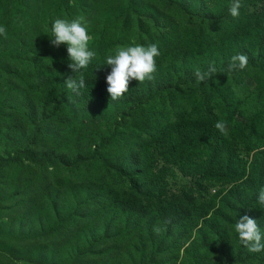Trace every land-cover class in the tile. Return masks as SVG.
Masks as SVG:
<instances>
[{
    "label": "trees",
    "instance_id": "16d2710c",
    "mask_svg": "<svg viewBox=\"0 0 264 264\" xmlns=\"http://www.w3.org/2000/svg\"><path fill=\"white\" fill-rule=\"evenodd\" d=\"M125 1L128 11L121 13L117 22L127 17L136 20L143 33L138 34L134 43H156L160 55L155 58L152 80H131L128 91L113 101L106 83L111 69L103 64L109 51L125 45V39L106 43L105 37H98L95 32L89 34V48L97 56L81 70L85 87L74 93L64 84L68 76H79L67 66V45L55 47L50 43L51 23L61 18L62 2L69 0H48L47 5H37L36 18L41 19V27L30 25L31 0H0V26L7 29L6 38L0 36V205L6 197L4 179L9 168L23 162L44 165L50 158L34 157L26 145L6 153L3 144L7 137L2 124L11 97L23 94L32 100L28 111L40 110L36 120L42 123L57 116L78 95L87 99L95 112L108 102L110 108L121 112L118 129L129 130L134 137L133 148L123 151L117 161H110L104 154L112 146L115 134L105 139L91 156L80 155L65 161L62 168L50 158L54 171L44 169L47 175L40 176V185L47 190L50 186L46 181L53 185L51 175L64 173V177L57 179L65 186L60 185L47 210L56 213L66 199L73 210L63 220L55 216L46 231L37 232L42 226L16 229L0 223V264H86L92 257H109L107 261L120 264H155L159 253L167 247L175 248L181 237L192 240L193 246H199V242L205 246L211 236H218L220 245L229 244L231 239L239 241L234 225L241 215L256 220L264 230V205L256 199L264 186V0H242L240 15L235 18L229 14L231 0H196L201 8L195 9L188 0L170 2L184 13L185 26L170 33L148 31L143 15L137 11L139 0ZM238 53L247 55L248 65L228 73L230 58ZM166 58L195 70L206 71L209 65L217 69L209 80L199 84L194 75L176 83V89L195 85L199 95L192 100L183 99L181 106L174 104L172 117L161 116L152 107L175 86L166 74ZM242 78L255 81L260 89L256 94L260 105L248 116L244 113L249 111L254 96H243L245 87L239 84ZM230 83L234 85L228 87ZM239 116L243 122L237 121ZM218 120L227 123L226 135L214 127ZM34 128L38 131V125ZM97 161L102 168L93 172L91 164ZM63 191L74 198H64ZM22 201L29 206V202ZM99 210L110 213L112 219L92 234L90 242L72 246L66 257H60L58 247L51 253L55 239L63 243L72 237L67 227L89 225ZM117 214L122 215L123 227L115 226ZM99 217L103 218L101 214ZM75 221L79 223L71 224ZM147 223L151 227L140 232ZM157 227L159 233H150ZM162 233L164 239L158 236ZM70 255H75L74 259ZM237 261L239 253L226 260L227 264Z\"/></svg>",
    "mask_w": 264,
    "mask_h": 264
},
{
    "label": "rangeland",
    "instance_id": "374dc122",
    "mask_svg": "<svg viewBox=\"0 0 264 264\" xmlns=\"http://www.w3.org/2000/svg\"><path fill=\"white\" fill-rule=\"evenodd\" d=\"M30 1V0H29ZM179 0H139L137 2V11L143 15L144 27H148V31L153 33L158 30L161 32L170 33L176 29L183 30L185 28L183 24L184 13L170 4V2H178ZM193 3L195 7L201 6L196 0H188ZM48 0H31L28 2V12L30 25L42 26L41 19H37L36 8L37 5H47ZM61 5V18L73 19L78 16L83 17L87 22L88 34L95 32L98 37H105V41L113 40L116 38L125 39V45L131 46L138 34L143 33L140 24L133 18H120L121 13L128 11L129 4L125 0H69V2H62ZM208 4V3H207ZM56 8H52L53 12ZM41 12L42 9L40 8ZM44 18V17H43ZM154 23L157 25L154 26ZM170 57V56H169ZM168 58V57H167ZM168 63H165L167 67V75L170 76L169 83L174 84L172 91L163 94V99L158 100L152 107L158 111L161 116L172 117L175 111L174 104L183 105V99H190L197 97L199 91L193 84L183 86L181 89H176V83L178 81H185L191 75H194L195 69L192 66L184 63H175L172 58L167 59ZM243 82L239 84L245 87V97L254 96V100L250 102L248 106L247 114L255 113L260 103L256 94L259 93V86L253 80L242 78ZM233 83L228 85L232 86ZM228 87H226L228 89ZM249 89V92L246 91ZM255 92V93H254ZM202 99V96L199 97ZM157 100V98L155 99ZM215 98H212V101ZM143 99L140 98L139 102ZM112 106L114 105L110 101ZM147 101L144 105L148 104ZM32 105V100L28 99L23 94L13 96L9 99L8 107L9 111L5 113V119L2 124L3 135L7 137L3 146L6 153H13L18 145L29 146L30 152L34 154V157L43 156L50 157L55 160L62 168V164L65 161H72L78 156H91L95 149L99 148L112 134H115V140L111 147H107L104 154L109 157L110 161H117L123 151H129L133 148V139L129 130H119L121 118L118 113L112 108L108 102L103 104L96 112L89 108V101L80 95L77 98L70 99L65 105V109L56 114L57 116L41 122L36 120L40 114V110L30 113L28 107ZM35 105V102L34 104ZM102 106V105H101ZM243 117V116H242ZM238 122H243L241 116L237 119ZM38 125V131H35L34 125ZM49 162L43 164H33V162H23L15 164L9 168L8 173L5 175L4 186L6 190V197L2 205H0V223L7 228L10 226L19 229L23 226L38 228L44 227L39 230H50L49 226L53 225L55 216H58V220L67 218L73 210V206L67 202L60 203V206L56 213L52 210H47L50 200L53 196L59 192L60 185L63 187L64 182L57 179V177H64L63 174L51 175L50 181L53 182L51 186L49 180L46 184L50 187L45 190L40 185V176H44L47 173H43L44 169L48 167V171L53 170V165ZM92 165L93 172L97 168H102V164L98 161ZM92 172V173H93ZM90 173V172H89ZM89 173L86 174L88 177ZM91 177V176H90ZM19 193H26L27 195L21 196ZM62 196L67 198H74L73 194L62 192ZM32 198V200H30ZM29 202V206L20 203ZM87 212L84 216H86ZM99 214L103 218L99 217ZM99 214H95L88 222L89 225L78 226L76 228L67 227V230L71 233L72 237L66 238L65 242L60 243L56 239L52 242L51 253L54 254L55 247H58L60 257H66L72 246L85 245L90 242V237L95 231L102 230L104 225L112 219L110 213H105L99 210ZM122 215L117 214V220L115 226H124L121 220ZM75 221L71 224H77ZM99 225V226H98ZM46 227V228H45ZM151 227L147 224L143 225L140 229L148 230L146 228ZM145 228V229H144ZM137 229V228H136ZM264 231L263 229H261ZM2 232L12 233L8 230H1ZM150 233L156 234L154 230H149ZM158 235V234H157ZM161 239L165 238V234L158 235ZM138 236L134 241V246L138 242ZM172 240H176L174 238ZM210 242L192 245V240H186L181 237V242L175 248H165L159 253L155 264H227V259H233L236 253H239V261L233 264H264V251L259 253L249 252L243 245L236 240L232 239L229 244L220 245L218 243V236L213 239L210 237ZM243 247L241 250L240 248ZM37 247H34V250ZM63 250V251H62ZM240 250V251H239ZM35 252V251H34ZM64 252V253H63ZM35 254H37L35 252ZM71 259H74L75 255H70ZM30 258V257H27ZM109 257H92L91 260L87 259L86 264H120L107 261ZM232 264V263H230Z\"/></svg>",
    "mask_w": 264,
    "mask_h": 264
},
{
    "label": "clouds",
    "instance_id": "9594fccd",
    "mask_svg": "<svg viewBox=\"0 0 264 264\" xmlns=\"http://www.w3.org/2000/svg\"><path fill=\"white\" fill-rule=\"evenodd\" d=\"M243 7L242 0H231L229 14L232 17L240 15L239 9ZM7 29L0 26V36L6 38ZM50 43L59 47L61 44L67 45L68 68L79 76H68L64 84L74 93L85 87V79L82 69L88 67L92 60L97 56L96 51L89 48V42L92 39L88 34L87 22L83 17H76L71 20L65 18H56L51 23ZM160 55L158 45L151 43L141 45L134 43L131 46H117L110 50L106 55L104 64L110 66V72L106 76L108 85L107 92L110 99L115 101L120 99L128 91V85L131 80L143 83L145 80H152L153 73L156 71L155 58ZM248 65V57L245 54L238 53L230 58L226 71L231 73L237 69L243 70ZM217 69L209 65L206 71L197 68L194 76L197 84L209 80ZM214 127L222 134L226 135L227 123L218 120ZM257 203L264 205V186H261L257 195ZM159 233L160 229L154 228ZM234 231L238 234L239 242L252 253L264 251V231L261 230L257 221L247 215H241L236 220Z\"/></svg>",
    "mask_w": 264,
    "mask_h": 264
}]
</instances>
